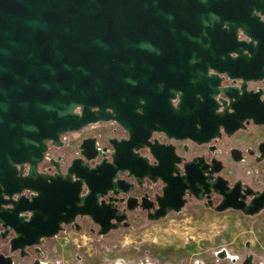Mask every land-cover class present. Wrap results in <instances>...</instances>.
I'll return each mask as SVG.
<instances>
[{"label": "water", "instance_id": "95a60500", "mask_svg": "<svg viewBox=\"0 0 264 264\" xmlns=\"http://www.w3.org/2000/svg\"><path fill=\"white\" fill-rule=\"evenodd\" d=\"M199 1L0 0V247L38 251L77 218L98 234L129 212L156 220L178 212L185 192L220 195L215 211L264 207V192L249 205L237 200L240 183L229 188L215 159L188 160L152 135L207 144L264 127V22L240 25L249 41H238L232 17L203 15ZM99 122L124 135L102 147L84 136L77 156L44 162L49 145ZM257 150L264 155V141ZM239 154L229 149L233 160ZM0 264H12L10 255L0 251Z\"/></svg>", "mask_w": 264, "mask_h": 264}, {"label": "rangeland", "instance_id": "374dc122", "mask_svg": "<svg viewBox=\"0 0 264 264\" xmlns=\"http://www.w3.org/2000/svg\"><path fill=\"white\" fill-rule=\"evenodd\" d=\"M111 125L99 122L62 138L73 146L86 134L109 133ZM243 135L240 131L232 138ZM247 165L246 180L254 175V167L263 172V165ZM135 215L141 216V212L130 213L126 226L120 223L101 236L87 230L85 224L78 230L65 225L59 232L61 236L51 240L56 246L52 249L59 250L63 245L73 264H82L87 257L90 264H242L248 254L252 264H264V208L253 215L232 209L217 212L188 200L179 212H169L156 220L144 215L133 219ZM79 220L83 222L84 218ZM54 259L51 257L48 263L55 264Z\"/></svg>", "mask_w": 264, "mask_h": 264}, {"label": "flooded vegetation", "instance_id": "af4514ba", "mask_svg": "<svg viewBox=\"0 0 264 264\" xmlns=\"http://www.w3.org/2000/svg\"><path fill=\"white\" fill-rule=\"evenodd\" d=\"M199 5H201V9H202L201 14L203 15L208 13L210 14L214 13L215 16L220 14L223 16L232 17L230 19V23L235 27V39L238 41H244V42L249 41V38L243 33V31L240 30L241 27L240 25L244 27L243 29H253L254 23L252 22L251 17H256L257 20L264 22V0H200L198 2V6ZM236 22H239L240 24H236ZM222 27L224 29H228V26L225 23H223ZM216 35L214 36V38L216 37ZM249 125H247L245 129L237 130L229 136H226L225 134L222 133L220 137L213 138L207 144H195L194 142L188 140L172 141L167 138H166L167 140L161 142L174 143L177 146L178 151L180 152L183 150V148L186 149V156H187L186 159L188 160L192 159L196 155H201V156H205L204 157L205 161H210L212 159L218 161L220 165V169L217 173L227 180V185L229 188H232L233 185L239 182L240 185L239 187L237 186L236 189V193H237L236 199L242 200V202L245 205H249L251 199L255 196L256 193L264 192V158L258 159L259 157H264V155H261L257 150L258 143L264 141V139L257 141L253 147L250 145H240V144L237 146L228 145V140L232 138L234 134L237 132L241 131L244 133H248L247 135H250V131L248 130ZM117 132L118 134H114ZM87 135L95 136L96 145L102 147L107 145L108 137L115 136L119 138L124 135V132L120 127H118L115 123H113V125L109 127V133L107 132L102 134L101 132L98 131V132L86 134L84 136ZM84 136H81L73 146L62 138L63 143L61 146L59 147L55 145L48 146V151H47L48 155L53 157L60 156L61 160H66L68 159V157L77 156L78 143ZM231 148H236L240 150V154L238 155V157H240L239 160H233L231 158V156L229 155V149ZM50 151H54V153L52 154L51 152V154H49ZM247 163H251L252 166L255 164L263 165L262 166L263 172L259 173L260 172L259 168L254 167V175L246 180V178L244 177L247 175L248 172H245L244 168H246ZM247 188L251 190V193L245 192ZM147 193L151 196L150 191H147ZM241 195L244 196L241 198ZM184 197L186 199L185 203L188 202V200L190 201L194 200L195 202H198L203 208H208L212 210H214V207L221 200L220 195L212 192L209 193V196L207 198L203 196L202 199H196L187 192H185ZM227 209H232V208H227ZM235 211H239V210H235ZM139 212H143L144 215L146 213L143 210H139ZM130 213L131 212H129L127 216L120 223H124L127 220V217L128 215H130ZM83 218H84L83 222L82 221L80 222L79 220L80 218H77L75 220V222L78 223L77 228L74 226V224H66V225H69L73 227L75 230H78L81 229V227H83V225L85 224L87 226V230L98 231L99 226L97 224L92 223L87 217H83ZM64 226L65 225H63L60 231L64 229ZM98 235H103V234H98ZM42 239H40V242L37 245L38 251H35L34 247H28L24 249L25 253L22 256L19 255L20 252L19 250L10 252L7 247H0V251L5 255H10V257L12 258V264H19V263L21 264V262L23 261L25 262V264H32L34 260H37L38 264H51L48 263L49 261L46 259L47 258L46 252L41 251L39 249ZM54 263L59 264L58 259H55Z\"/></svg>", "mask_w": 264, "mask_h": 264}, {"label": "crops", "instance_id": "0c3cea01", "mask_svg": "<svg viewBox=\"0 0 264 264\" xmlns=\"http://www.w3.org/2000/svg\"><path fill=\"white\" fill-rule=\"evenodd\" d=\"M248 130L250 131V135H245V133H244V135L241 138H237V139L230 138L228 140V145L237 146V145L240 144V145H250V146L253 147L254 144L257 141H260V140L264 139V127L262 125H249L248 126ZM169 212H173V211H168L167 213H169ZM167 213H166V215H167ZM174 213H176V212H174ZM138 214H139V212H138ZM142 215H144L143 212H141V216ZM141 216L140 215H138V216L135 215L132 218L133 219H140ZM59 232L56 235L52 236V237L43 238L41 243H40L39 249L41 251H45L46 252V257H47L46 259L47 260H49L51 257H53L55 259H58L59 264H73L71 256L68 255V251H67L66 248H64L63 245H61L59 247V250H56V251L53 250V249L56 248V246L51 240L53 238L60 237L61 235L59 234ZM103 235H105V234H103ZM99 236H101V235H99ZM55 259H54V261H55ZM90 262L91 261L88 259V257L85 258V260H82V264H90ZM21 264H25V262L23 261V262H21ZM142 264H144V263H142ZM148 264H154V263H148Z\"/></svg>", "mask_w": 264, "mask_h": 264}, {"label": "built area", "instance_id": "2783aa9c", "mask_svg": "<svg viewBox=\"0 0 264 264\" xmlns=\"http://www.w3.org/2000/svg\"><path fill=\"white\" fill-rule=\"evenodd\" d=\"M223 82L225 83V84H231L232 83V79H229V78H224V80H223ZM253 83H257L258 85H255V86H250V83H249V87L250 88H255V87H257V86H259L260 85V83L259 82H253ZM154 137H157L158 138V140H160V141H165V140H167L166 139V137L162 134V133H156V132H154L153 134H152ZM50 157H53V156H50V155H48V152L45 154V156H44V162L46 163L47 162V159L48 158H50Z\"/></svg>", "mask_w": 264, "mask_h": 264}]
</instances>
